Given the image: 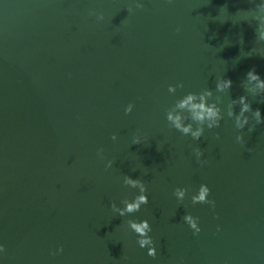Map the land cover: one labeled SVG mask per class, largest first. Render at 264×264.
Masks as SVG:
<instances>
[{
	"label": "water",
	"instance_id": "1",
	"mask_svg": "<svg viewBox=\"0 0 264 264\" xmlns=\"http://www.w3.org/2000/svg\"><path fill=\"white\" fill-rule=\"evenodd\" d=\"M142 3L0 0L2 264H264V123L243 129L241 144L227 116L199 141L165 118L175 99L204 88L222 107L247 95L264 116L245 82L252 69L264 78V58L248 56L253 30L220 13L227 6L235 14L247 0ZM221 76L232 87L217 94ZM177 83L183 88L169 94ZM135 136L143 142L132 143ZM125 175L143 181L148 204L120 216L111 205L123 208L139 191L123 185ZM201 183L214 209L191 203ZM176 187L190 190L183 204ZM186 213L198 217V234ZM141 219L155 257L126 230Z\"/></svg>",
	"mask_w": 264,
	"mask_h": 264
},
{
	"label": "clouds",
	"instance_id": "2",
	"mask_svg": "<svg viewBox=\"0 0 264 264\" xmlns=\"http://www.w3.org/2000/svg\"><path fill=\"white\" fill-rule=\"evenodd\" d=\"M171 2V0H169ZM137 8H142V0H135ZM249 5L246 8L238 9L235 14H229L227 6L221 7L220 13L228 14L232 17L233 24L245 23L253 30L254 45L256 47L249 51L248 56L253 54L264 58V0H247ZM131 11V8L129 9ZM103 14L97 15V19L102 20ZM245 82L252 85L254 95L260 98V102L264 103V78L260 76L255 69L249 70L245 76ZM232 87L231 79L219 77L216 79L215 93H228ZM183 88L182 83L168 86V93L174 95L177 89ZM214 93L209 88H204L198 92L189 91L175 99L165 110V118L168 126L171 129L179 132L183 136H189L193 141H199L206 130L217 129L221 126L225 116L233 122V126L237 132L235 137L237 143H244V136L242 130L247 127L249 133L254 131L256 125L264 123V116L261 115L259 108L253 110L247 95H241L238 99H231L230 102L222 107V99L220 95H216L213 99ZM239 106V111H236V106ZM134 104L129 103L124 108L125 114L133 111ZM250 114V115H249ZM117 137L113 134L112 139ZM216 138L219 139V133H216ZM143 140L139 136H135L132 140L134 144H140ZM102 149L97 150V155L103 158ZM194 156L198 163L203 165L206 161L202 159L204 153L200 147L193 148ZM112 161H108L107 167H111ZM122 183L124 186L130 188H137L138 194L130 200L122 201L123 208L118 207L115 203L111 205L113 211L120 216L131 215L140 211L143 205L148 204V195L146 194V186L140 179H133L131 176L125 175ZM189 189L185 187H176L172 195L176 198L178 204H183L186 196L189 194ZM210 188L207 184L201 183L195 192L191 193L190 201L195 204H206L211 208H215V200L209 199ZM184 223L196 235L201 231L198 217H194L190 213H186L183 217ZM126 230L136 235V243L141 249H147V255L155 257L157 255V248L155 242L150 235L152 228L147 219L128 221ZM63 252L62 247H58L55 251H50V255H57ZM5 253V246L0 243V264H2L3 255Z\"/></svg>",
	"mask_w": 264,
	"mask_h": 264
}]
</instances>
